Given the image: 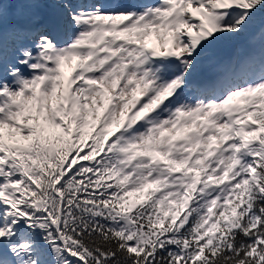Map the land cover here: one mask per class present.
<instances>
[{"label":"snow or ice","instance_id":"snow-or-ice-1","mask_svg":"<svg viewBox=\"0 0 264 264\" xmlns=\"http://www.w3.org/2000/svg\"><path fill=\"white\" fill-rule=\"evenodd\" d=\"M0 264H264V0H0Z\"/></svg>","mask_w":264,"mask_h":264},{"label":"rangeland","instance_id":"rangeland-1","mask_svg":"<svg viewBox=\"0 0 264 264\" xmlns=\"http://www.w3.org/2000/svg\"><path fill=\"white\" fill-rule=\"evenodd\" d=\"M66 70L69 71V72L71 71V69H66Z\"/></svg>","mask_w":264,"mask_h":264},{"label":"bare ground","instance_id":"bare-ground-1","mask_svg":"<svg viewBox=\"0 0 264 264\" xmlns=\"http://www.w3.org/2000/svg\"><path fill=\"white\" fill-rule=\"evenodd\" d=\"M153 40L155 39L154 37L152 38ZM67 71V70H66Z\"/></svg>","mask_w":264,"mask_h":264}]
</instances>
